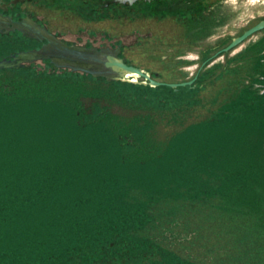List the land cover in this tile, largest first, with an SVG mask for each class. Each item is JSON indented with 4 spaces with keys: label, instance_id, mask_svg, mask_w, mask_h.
I'll use <instances>...</instances> for the list:
<instances>
[{
    "label": "rangeland",
    "instance_id": "374dc122",
    "mask_svg": "<svg viewBox=\"0 0 264 264\" xmlns=\"http://www.w3.org/2000/svg\"><path fill=\"white\" fill-rule=\"evenodd\" d=\"M211 8L210 18L208 8L202 9L207 17L202 31L184 39L185 44L178 42L174 22L166 17L137 18L123 23L120 30L113 29L115 22L106 21L104 27L106 33L111 31L108 43H126L128 63L157 71L155 79L162 81H184L202 73L195 88L140 84L141 78L131 74L108 82L46 61H37L31 68L0 70V214L9 212L5 206L32 194L39 204L44 202L42 197L49 198L46 207L51 209H21V224L47 220L77 225L100 222L104 227L119 223L118 228H128L131 236L157 244L184 261L264 264V29L232 50L216 54L264 18V0H217ZM104 12V17L113 15ZM116 12L127 15L125 10ZM194 22L189 19L187 24L191 27ZM132 78L137 81L129 82ZM232 80H236L233 86L239 82L233 88L241 90L240 99L247 107L235 109L237 116H227L218 125L225 124L228 130L241 117L249 120L230 164L211 165L200 175L207 183L202 191L195 188L188 195L181 186L174 195L150 193L128 180L127 190L116 194L115 202L138 204L140 209H82L100 207L101 194L93 199L91 192L112 191L117 182L104 177L123 173L115 167H133L122 165L121 156L155 154L167 145L174 149L173 142L180 145L183 135H200L192 132L199 128L194 123L220 106L215 100L225 98ZM137 145L139 150L133 154ZM232 174H238L236 180L223 185ZM95 181L108 184L99 183L88 191ZM237 195L258 199V206L220 209L221 201ZM56 201L63 203L59 209L54 207ZM64 203L67 206L61 209ZM28 214L33 216L26 219ZM1 224L0 233L15 228L13 223Z\"/></svg>",
    "mask_w": 264,
    "mask_h": 264
},
{
    "label": "trees",
    "instance_id": "16d2710c",
    "mask_svg": "<svg viewBox=\"0 0 264 264\" xmlns=\"http://www.w3.org/2000/svg\"><path fill=\"white\" fill-rule=\"evenodd\" d=\"M185 26L187 27V24ZM179 31L182 30L179 29ZM192 36L197 37L196 32ZM230 85L227 84V88ZM231 87L234 86L231 85ZM240 92L231 101L222 99L224 95L219 97L221 101L219 99L215 100V102H220V106L216 109L218 112L213 114L216 110L212 109L211 111L210 108L208 111L212 115L208 116L207 119L202 118L194 123L199 128L192 132L200 131V135L191 138L188 137L191 136L190 133L189 135H183L180 145L177 141L173 142L172 148L174 149L169 150L167 145L165 149L155 154L139 156V153H137L132 157L121 156L120 163L122 165H133V167L130 169L122 166L115 167L116 171H122L123 173H113L112 177H104L117 182L114 188H110L112 191L108 192L109 189H103V191H99L100 193L91 192L94 195L93 199L101 194L100 201L102 203L99 204L100 207L85 205V208L82 209H140L141 207L138 204L129 205L125 201L115 202L116 194L123 191L125 193V190H127L126 183H128V180H132L131 185L137 182L144 189H149L150 193L163 191L166 194L172 193L174 195L181 191V186L184 187L183 192L188 195L194 194L195 188L202 191L201 189L207 183L205 178L202 179L200 175L207 170V167L210 169L211 165L230 164V156L239 137L244 132L243 126L247 124L245 120H249L248 117H245V120L241 117L237 119L238 121L235 120L233 128V124L228 125L231 127L228 130H225V124L218 125L227 116H237L234 112L237 113L243 106L244 108L247 107L244 105L246 101L240 99ZM225 95H227V92ZM262 98H264V95H262ZM257 103L259 101L255 104ZM235 109H238V111ZM177 119L175 117L172 121ZM215 129L218 131L212 132ZM237 175L232 174L229 178L226 177L223 185L228 180L235 181L234 176ZM95 182L96 184L93 183L91 187L87 188L88 191L93 190L92 188H95L99 183L107 181ZM105 193H107L106 196ZM31 196L33 197L26 200H15L11 207L10 205L9 207L5 206V208L3 206L4 210L7 211L8 209L9 212L0 214V222L3 225L13 223L15 228L3 230V233H0L3 235L0 236V264H196L184 261L168 250L159 249L160 246L157 244L131 236L128 228H118V226H121L119 223L104 227L100 222H97L96 225L94 223L77 225L65 224L62 221L46 223L47 220L44 221L45 223L39 224H21L20 221H24L20 218L22 215L21 209H51V207H46V201H49V198L42 197L41 199L44 202L39 204L34 199L35 196L32 194ZM110 201L113 205L110 204ZM257 202L258 199L253 200L248 196L242 198L240 195L230 196L226 198L225 202L221 201L220 209H233L238 205H242L243 209H253L256 205L258 206ZM56 203L58 206L54 205L55 209H59L63 204L62 201H60L61 205L59 201H56ZM69 204L73 205L74 203ZM64 205L61 209L67 206L65 203ZM10 209L15 210L11 212ZM31 216L33 214H28L26 219ZM37 216H44V214ZM126 219L124 218V220ZM1 223L0 225H2ZM261 224L264 225V223ZM123 226H127L126 223Z\"/></svg>",
    "mask_w": 264,
    "mask_h": 264
},
{
    "label": "flooded vegetation",
    "instance_id": "af4514ba",
    "mask_svg": "<svg viewBox=\"0 0 264 264\" xmlns=\"http://www.w3.org/2000/svg\"><path fill=\"white\" fill-rule=\"evenodd\" d=\"M109 1L110 0H0V55H2L0 59H8L10 55L20 51L40 48L47 42V39L43 35L47 31L53 34L57 39L70 45L92 46L97 48H115L121 45L120 56L123 57L127 64H130L128 63L126 54L129 51L126 49V43L124 41L118 40L116 43H108L107 39L112 36L110 34L111 31L106 33L104 30L106 21L115 22L113 29L120 30L122 25L129 21L131 23L137 18H159L163 20V18L166 17V19H170V22H174L177 38L179 39L178 42L182 43L184 39L193 37L192 35L194 32L201 33L203 26L202 20L207 18L206 16L204 17V14L202 15V9L208 8L209 12L207 14L210 18V12L212 11L211 5L217 0H133L132 2L125 1L123 3ZM107 3L108 5H106ZM106 10L113 12V15L104 17V11ZM116 10L118 12L125 10L127 15L122 16L123 13H117ZM189 19L196 21L191 27L187 24ZM186 24L187 27L185 26ZM179 29L182 31H179ZM154 32L155 31H153V33ZM183 43L185 44L187 41ZM141 44H143L142 41L138 45ZM223 48L218 50L216 54L229 51H222ZM232 49L233 48L230 50ZM132 52L133 51H130V53ZM37 61H46L54 66L48 59H42L27 63L29 66L26 67L31 68ZM130 65L146 70L139 64L136 65L132 63ZM54 67L58 68L56 66ZM146 71L151 72L152 78L155 79V77H158L157 71ZM201 75L203 74L197 73L191 78L194 79L193 83L190 85L191 87L195 88L197 86L196 81L199 80ZM138 78H141L140 81L134 78L128 79V81H137L140 84H143L141 81H146L142 77ZM236 80L239 81L238 79ZM236 80L229 81L228 84L233 85V81ZM146 85L150 84L147 83ZM231 85L229 88H226L224 92V94L226 92L227 94L230 93L228 96L225 95L224 100L226 101L233 100L237 96V93L241 91L231 87ZM177 89H179V87Z\"/></svg>",
    "mask_w": 264,
    "mask_h": 264
},
{
    "label": "water",
    "instance_id": "95a60500",
    "mask_svg": "<svg viewBox=\"0 0 264 264\" xmlns=\"http://www.w3.org/2000/svg\"><path fill=\"white\" fill-rule=\"evenodd\" d=\"M125 1L132 2L133 0H110L109 2L123 3ZM106 5H108V3ZM262 29H264V18L245 29L241 34L233 37L222 51H228L234 48L246 38ZM43 35L47 39V42L40 48L20 51L10 55L8 59H0V69L26 67L29 66L27 63L48 59L56 67L70 68L72 71H81L93 77H103L107 81L124 80L125 76L131 74L144 78L146 81H141L143 84L148 83L153 86H169L177 89L179 86L191 85L194 80L177 82L156 80L151 77V72L127 64L123 57L120 56L121 45L115 48L77 46L67 44L47 31Z\"/></svg>",
    "mask_w": 264,
    "mask_h": 264
},
{
    "label": "snow or ice",
    "instance_id": "6c2138e0",
    "mask_svg": "<svg viewBox=\"0 0 264 264\" xmlns=\"http://www.w3.org/2000/svg\"><path fill=\"white\" fill-rule=\"evenodd\" d=\"M164 134H165V130L162 129L161 135H164ZM139 147H140L139 145L136 146V148L133 150V154H134L135 150H139Z\"/></svg>",
    "mask_w": 264,
    "mask_h": 264
}]
</instances>
